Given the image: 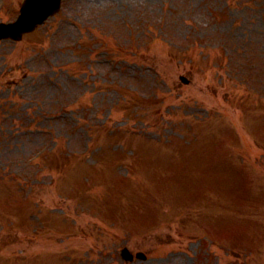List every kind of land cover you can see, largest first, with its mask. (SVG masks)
Here are the masks:
<instances>
[{"label":"rangeland","instance_id":"rangeland-1","mask_svg":"<svg viewBox=\"0 0 264 264\" xmlns=\"http://www.w3.org/2000/svg\"><path fill=\"white\" fill-rule=\"evenodd\" d=\"M0 264H264V0H63L0 40Z\"/></svg>","mask_w":264,"mask_h":264},{"label":"water","instance_id":"water-1","mask_svg":"<svg viewBox=\"0 0 264 264\" xmlns=\"http://www.w3.org/2000/svg\"><path fill=\"white\" fill-rule=\"evenodd\" d=\"M32 14L33 13H30V12H27V14H23L21 16V19L19 21V24H17L16 26L8 27L7 29L8 30H11V31H13L14 29H17L18 31L17 30L16 31L19 34H21L24 31L33 29L39 21H42L43 20L44 17L41 18L39 21H37L38 19L36 17L32 16ZM38 14H39L38 17H42L43 16V12H39ZM30 15L32 17L29 19L28 16H30Z\"/></svg>","mask_w":264,"mask_h":264}]
</instances>
